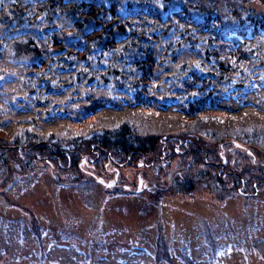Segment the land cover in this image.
Returning a JSON list of instances; mask_svg holds the SVG:
<instances>
[{"label": "trees", "instance_id": "obj_1", "mask_svg": "<svg viewBox=\"0 0 264 264\" xmlns=\"http://www.w3.org/2000/svg\"><path fill=\"white\" fill-rule=\"evenodd\" d=\"M249 1L246 0L249 6H244L243 1L220 4L209 0H0V104L3 110L8 105L17 112L22 103L47 102L54 98L49 96L51 92L59 96L64 90H70L73 92L70 97H81L77 86L84 82L90 90L108 86L113 94L122 96L123 102L129 101L134 110L142 104L149 108L148 104L154 101H162L164 110L167 103L183 99L181 112L174 113V117L178 116L182 121L162 114L165 115L164 122L168 125L176 123L181 129L197 134L202 128L198 135L208 144L219 142L220 129L204 126L202 118L216 107V93L219 97L224 92L228 96L234 93L236 99L243 101L246 98L252 107V112H224L223 130L231 131L235 124L241 135L233 132L231 142L238 141L239 145L232 143L234 149L229 148L227 153H232L223 155L224 162L213 150L208 152L223 162L226 170L223 176L216 171L218 164L215 166L206 161L208 154L183 147L186 141L179 145L177 153L170 141L164 146L166 150L162 146L157 150L156 134L149 138L147 145H136L140 139L132 125L136 112L133 110L130 115L127 110L120 109L121 104L116 111L101 110L115 103L108 99L106 105L98 104L87 92L84 100L76 102L78 108L72 113L66 108L69 99L65 97L61 102L55 100L64 109L50 111L41 106L39 110L44 112L42 120L45 122L38 123L35 116L25 113L0 115V132L10 126L8 132L12 133L10 142L5 143L8 146L0 145V165L10 162L5 153L11 148H21L26 159L32 161L37 155H44L49 158L46 163L50 168L67 176L78 171L79 153H64L65 149L60 145L44 142L42 135L70 132L81 143V136L89 134L91 142L86 148L93 158L90 163L94 168L89 170L90 174L104 177L112 174L113 169H109L112 162H106L109 159L107 151H110L112 158L125 162L126 168L134 165V174H141L152 184L146 189L151 193H157L158 185L166 190L174 189L177 194L193 193L195 177H200L212 183L202 186L212 196L218 193L213 186H220L217 197L221 200L228 196L227 188L229 192L250 190L248 196L258 197L264 189V161L256 158L252 162L246 147L264 138V106L260 105V93L264 88V13L256 14ZM185 49L203 57L201 64L207 65L203 73L190 72L193 75L190 79L200 82L193 85L186 80L175 86L162 85L163 77L174 75L163 67L168 61L182 62L181 67H184L187 57L191 58L185 55ZM180 53L182 59L178 58ZM17 78H22L23 82L10 84ZM214 78L219 84H214ZM167 89L170 92H165ZM158 90L164 93L159 94ZM192 95L193 101L185 100L186 96ZM100 112L114 117L115 121L103 125L101 120L97 121ZM53 115L60 119L54 126L50 120ZM89 117L94 121L90 122ZM75 125L77 128L70 130ZM236 149L238 156L234 153ZM196 152L204 157H199ZM140 154L144 156V160H140L142 163L136 159ZM227 163L232 165L231 169L226 167ZM124 166L119 169L125 171ZM78 177L73 181L67 178V183H77ZM79 180L85 187L101 185L89 174ZM126 185L127 188L118 183L112 188L102 186L108 192L115 190V194L136 193L133 185ZM1 221L0 225L3 224ZM17 223V220L5 223L0 237L5 238V232L14 226L23 237L37 241L41 247L40 259L46 260L42 226L37 224L32 228L25 227L24 222ZM6 252L7 246L0 244V258L14 259ZM30 252L29 255L35 254ZM113 256L110 254L109 258ZM103 259L97 256L94 263L102 264Z\"/></svg>", "mask_w": 264, "mask_h": 264}, {"label": "rangeland", "instance_id": "obj_2", "mask_svg": "<svg viewBox=\"0 0 264 264\" xmlns=\"http://www.w3.org/2000/svg\"><path fill=\"white\" fill-rule=\"evenodd\" d=\"M197 1L203 2L204 0ZM209 1L220 4H233L235 1L238 4L243 1L244 6H249L246 0ZM249 3L255 7L256 14L264 13L263 0H250ZM185 50V55H189L191 58L187 57L184 67H181L182 62L179 64L174 60L168 61V64L163 66L171 70L174 75L163 77L160 82L162 85L175 86V84L178 85L186 80L193 85L200 82V80L190 79L193 76L190 72L203 73L207 65L201 64L203 57ZM178 58H183L182 53ZM213 80L214 84H219L218 79L214 78ZM19 82H23V79L17 78L10 84ZM77 88L81 97H70L73 93L70 90H64L59 96L51 92L49 96L54 97L53 99L47 102L22 103L20 106H23L24 109L20 107L17 112L8 105L4 107V111L0 104V115L5 113L15 116L25 113L35 116L37 122H45L42 120L44 112L42 109L39 110L41 106H45L50 111L57 108L64 109L62 105L58 106L55 100L61 102L65 97L69 99L66 108L69 113H72L78 108L76 102L84 100L86 92L90 93V98L98 104L106 105L108 99L115 103V105L104 107L101 110L116 111L120 104V109L127 110L126 112L130 115L134 110V106L129 101L123 102L122 96L113 94L108 86H96L90 90L84 82H80ZM157 92L164 93L161 90ZM165 92H170V89ZM260 94L262 95L260 105L264 106V88L261 89ZM214 96L216 99L214 110L201 115L204 126L220 129L219 142L204 143L202 137L198 135L202 128L198 129L197 134L184 128L181 129L176 123L168 125L166 121L164 122L165 115L173 117L175 121H182V118L174 117V113L181 112V106L184 107L182 99L171 102V104L167 103V109L164 108V110L162 101L148 104L150 110H147L149 108H146V104L138 105L134 110L136 112V116L133 115L134 124L132 123L136 134L140 136L136 145L139 144L142 147L144 144L147 145L149 138L156 134L158 136L156 137L158 142H155L158 145L157 150L162 148L166 150L164 148L166 143L175 140L172 147L177 153L179 145L186 141V145L183 147L188 150L191 148L193 151H202V154L206 155L213 150V153L217 154L222 161L225 160L223 155L232 153L228 154L227 152H229V148L234 149V142L239 145L238 141L231 142L230 137L234 135L233 132L241 135L240 129L235 124L231 131L230 129L229 131L223 130L225 113L252 112V107L247 103L246 98L243 101L236 99L234 93H230L228 96L224 92L220 94V97L216 93ZM193 97L194 95L186 96L185 100L190 98L193 101L195 99ZM165 110L168 112L166 113ZM162 114L165 115L161 116ZM106 115L102 112L98 113L97 121L101 120L103 125L108 126L113 123L112 121H115V118ZM52 117L53 119L50 118L52 123H50L54 126L60 119L57 115ZM89 118L90 122L94 121V118ZM34 124L32 123V126L36 128ZM74 128H77V125L70 130L74 131ZM9 130L10 126L0 132L1 146H8L5 143L10 142L8 139L12 135L11 132H8ZM183 132L186 134H180ZM177 135L179 137H176ZM167 136L171 139H164ZM90 137L89 134L82 135L81 143H79L78 138L72 136L70 132L42 135L44 142L60 145L65 149L64 153H69L68 151L79 153L78 171L68 174L69 177L61 172L58 173L56 168H50L46 163L49 158L44 155H37L30 161L26 159L21 148H11L8 153H5L10 158V162L0 165V220L3 223L0 225V233L4 229L5 223L10 221L17 220L20 224L24 222L25 227L32 228L39 224L42 226L41 237L46 243H44L46 246L44 248L45 255H43L48 256L46 260L40 259L41 247L37 241L23 237L13 226L10 231L5 232V238L0 237V244L3 243L7 246L5 254L14 259H5L2 256L0 264H95L94 260L97 256L104 257L102 264H264V189L260 190L258 197H253L248 196L249 193L251 194L250 190H244V193L229 192L230 190L227 188L228 196L221 200L217 197L220 193L218 190L220 186H213V188H217L214 191L218 193L212 196L202 188L208 180L200 177H195L196 189L193 193L185 194H177L174 189L166 190L160 185L157 187L159 188L157 193L143 189L145 191L138 192L141 194L127 192L115 194V190L113 192L106 191L104 188L106 186L103 185V187L101 183H99L101 185L81 186L79 179L84 180L87 178V174L93 175L95 180V177L102 176L89 173V170L91 172L94 169L90 163L93 158L86 148L87 144L90 145ZM203 137L206 138L204 134ZM34 138L36 137L34 136ZM248 145L251 148L242 146L250 152L248 154L252 156L250 160L254 162V159L258 158L259 161H264V138L258 140L256 144L249 143ZM101 148L105 149V147ZM237 151L236 149L234 153L238 156ZM107 152L109 159L106 162H112L109 169L110 171L113 169V172L108 177H102L108 181L118 173L116 184L126 188L128 187L126 184H130L136 188L138 175L141 174H134V165L126 168L124 161L118 162L112 158L110 151ZM196 154L199 157H204L199 152ZM210 154L205 158L206 161L215 164V166L218 164L216 171L223 176L226 171L223 168L224 161L222 162ZM142 156L140 154L136 158L140 163L142 162L140 160H144ZM24 160L27 161L26 164ZM230 163L232 164V162ZM231 164L227 163L226 167L231 169ZM122 166L125 167V171L119 169ZM212 170L210 171L212 172ZM77 177L79 178L77 183H67V178L73 181V178ZM242 183L243 181H241ZM208 184L212 183L208 182ZM9 185L11 187H8ZM224 192L227 193L225 190ZM37 239L39 241V236ZM70 242L72 244H69ZM63 244H69V246ZM31 250L35 253L33 256L29 255ZM110 254H114V256L109 258Z\"/></svg>", "mask_w": 264, "mask_h": 264}, {"label": "water", "instance_id": "obj_3", "mask_svg": "<svg viewBox=\"0 0 264 264\" xmlns=\"http://www.w3.org/2000/svg\"><path fill=\"white\" fill-rule=\"evenodd\" d=\"M117 175L118 173H116L115 176L111 180H108V181H106L102 176L95 177V178L98 183H101L102 185H105L108 188H112V186L116 185ZM137 183H138L137 187L134 188V191L136 193L140 192L141 190L145 189V187H147V183L144 182V178L141 175H138Z\"/></svg>", "mask_w": 264, "mask_h": 264}, {"label": "flooded vegetation", "instance_id": "obj_4", "mask_svg": "<svg viewBox=\"0 0 264 264\" xmlns=\"http://www.w3.org/2000/svg\"><path fill=\"white\" fill-rule=\"evenodd\" d=\"M164 139H167V140H170L171 139V137H164ZM175 141V140H174ZM173 140H171L170 142H172V144L174 145L175 144V142H174ZM143 158L142 159H144V156H142ZM142 163V162H141ZM144 164L145 165H147V162H146V160H145V162H144ZM144 178V177H143ZM144 182H146L147 183V180H145L144 179ZM150 186H152V184H149V183H147V187H145V189H150Z\"/></svg>", "mask_w": 264, "mask_h": 264}]
</instances>
